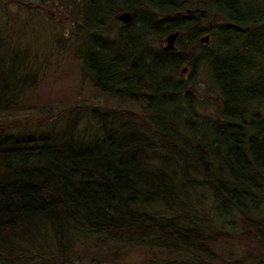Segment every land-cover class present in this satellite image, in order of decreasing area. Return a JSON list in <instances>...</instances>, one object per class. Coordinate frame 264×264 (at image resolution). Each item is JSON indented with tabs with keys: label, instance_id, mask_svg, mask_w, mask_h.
Wrapping results in <instances>:
<instances>
[{
	"label": "trees",
	"instance_id": "16d2710c",
	"mask_svg": "<svg viewBox=\"0 0 264 264\" xmlns=\"http://www.w3.org/2000/svg\"><path fill=\"white\" fill-rule=\"evenodd\" d=\"M12 3L26 21L49 6L69 13L77 24L64 40L98 98L26 105L40 69L10 76L21 33ZM120 12L129 24L112 17ZM175 31V50L164 51ZM256 44L264 0H0V264H73L76 247L95 239L113 257L158 254L141 264H264ZM222 240L239 253L225 257Z\"/></svg>",
	"mask_w": 264,
	"mask_h": 264
},
{
	"label": "rangeland",
	"instance_id": "374dc122",
	"mask_svg": "<svg viewBox=\"0 0 264 264\" xmlns=\"http://www.w3.org/2000/svg\"><path fill=\"white\" fill-rule=\"evenodd\" d=\"M52 7H47L45 11L42 10L45 16L43 13L37 20L26 21L25 7L19 9L14 3L8 6V11L15 18V20L12 19L14 24H19L21 30L20 36L16 40L15 53L11 56L9 72L11 77L25 80V76L30 73V70L26 73L25 68L40 69L38 83L32 88V93L27 96L26 105L44 106L49 103L54 109L57 107L66 109L81 104L83 101L89 103L98 96L90 83L81 78L79 64L74 55V51H77L76 47L74 49L64 40L66 33L73 40L72 26L77 22H72L67 11L60 10L58 6L55 9ZM209 21L210 19L203 22L202 26ZM248 42H251V38L248 39ZM252 48L264 50L261 44H256ZM25 62L26 64L23 66ZM199 192L206 203L205 205L207 207L211 205L212 199L208 192L202 189ZM260 211L259 215L264 216V205ZM233 220L234 218H225L224 222H220L218 225L227 230L232 225L228 223ZM225 245H227L226 241L222 240L219 246V250L225 257L236 250L234 247L226 252ZM111 251L113 250L107 249L106 245H99L98 240L95 239L76 247L72 261L73 264H89L90 261L104 264H141L146 259L158 257V254L152 257L153 254L140 249L120 250L113 257ZM236 251L239 253L238 249ZM248 261L251 262L249 259ZM28 264H52V262L37 258L30 260Z\"/></svg>",
	"mask_w": 264,
	"mask_h": 264
},
{
	"label": "water",
	"instance_id": "95a60500",
	"mask_svg": "<svg viewBox=\"0 0 264 264\" xmlns=\"http://www.w3.org/2000/svg\"><path fill=\"white\" fill-rule=\"evenodd\" d=\"M115 18L124 24H129L131 22L132 16H131V13L129 12H123V13L116 15ZM178 36H179L178 31L168 34L164 38L162 49L168 52L173 51L175 49V44H176ZM199 42L202 44H207L209 42V36L203 35L199 37ZM185 72H186V68L182 70V73H185Z\"/></svg>",
	"mask_w": 264,
	"mask_h": 264
},
{
	"label": "flooded vegetation",
	"instance_id": "af4514ba",
	"mask_svg": "<svg viewBox=\"0 0 264 264\" xmlns=\"http://www.w3.org/2000/svg\"><path fill=\"white\" fill-rule=\"evenodd\" d=\"M115 16H116V15H114V18H115ZM115 20H116V18H115ZM116 21H117V20H116ZM117 23H118V22H117ZM187 74H188V70H186V72L183 73L182 75H185V76H186Z\"/></svg>",
	"mask_w": 264,
	"mask_h": 264
}]
</instances>
